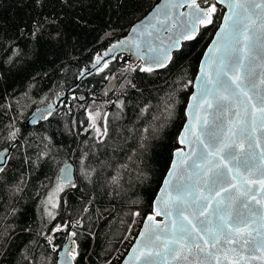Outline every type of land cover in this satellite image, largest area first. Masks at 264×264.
<instances>
[{"label": "trees", "instance_id": "16d2710c", "mask_svg": "<svg viewBox=\"0 0 264 264\" xmlns=\"http://www.w3.org/2000/svg\"><path fill=\"white\" fill-rule=\"evenodd\" d=\"M157 2L0 0V151L13 146L0 172V264H56L65 231L50 235L55 252L45 235L64 220L76 233L75 264H105L134 214L151 212L223 7L216 5L214 23L182 43L166 67L142 72L136 62L133 71L119 55L36 126L26 127L25 120L76 83L84 66ZM120 69L106 95L105 85ZM93 103L107 114L106 136L97 138L89 126ZM67 162L75 166V187L58 179ZM54 193L55 207L47 202Z\"/></svg>", "mask_w": 264, "mask_h": 264}, {"label": "snow or ice", "instance_id": "6c2138e0", "mask_svg": "<svg viewBox=\"0 0 264 264\" xmlns=\"http://www.w3.org/2000/svg\"><path fill=\"white\" fill-rule=\"evenodd\" d=\"M219 3H223L228 8L229 14L224 16L225 23L221 24L216 33L217 39L212 42L216 51L220 53L213 61L217 67L214 70V76H209L204 72L202 62V74L196 78L200 82L198 93L192 98L198 99L197 107L202 103H207L208 108L214 107L213 124L210 129L206 120L198 122L199 131L201 135L207 137V141L202 140L200 135L196 134L195 128L190 125H185V132L191 128L193 142L196 144V147L192 148V155L205 160L207 155H215L218 152L220 159L228 163L220 167L216 160L210 161V170L211 167L217 170L212 172L209 180L197 179L195 185L171 184L168 179L165 180V185L170 188L168 191L170 199L164 201L161 196H157L153 205L154 215L146 218L144 229L137 238V244H140L141 240L146 241L137 257L140 264H157V257H162L164 264H167L169 260H174L178 264L180 262H186V264H251L252 261L264 264V231L251 228L254 222L252 217L258 216L264 221V167L256 163L255 153L245 151L243 148L240 152L236 151L239 142L225 135L224 125L220 119L224 113L231 111L233 98L237 95L235 90L248 95L245 88L257 89L254 79L255 68L252 67V62L259 59L261 66L264 67V0H203V5L206 6H202L200 0H165L164 6L156 9L147 27L155 29L156 32L161 30L169 32L167 44H164L163 40L156 47L144 43L146 51H141V44L137 43L135 44L136 55L147 65L139 68L142 72H151L154 68L166 67L173 58L172 52L179 51L182 42L195 40L201 27L214 23L213 17L217 12L216 5ZM182 7H186L187 11L180 12L179 9ZM152 20H155V24L151 22ZM168 21L172 23L169 25ZM157 24L160 28H156ZM132 32H137V27H133ZM146 34L151 37L153 32L146 31ZM124 44V40L113 44L104 55L107 56ZM212 51L213 48L210 47L209 52ZM205 55L207 56L208 53ZM101 59L102 57H98L93 67L100 64ZM245 60L248 61L247 71L242 75H230V73H238L240 69L245 68ZM108 63L110 61H104L99 70L103 71V67H107ZM129 68L136 70L131 65ZM83 75L84 72H81V76ZM259 83L264 85V75L261 76ZM256 96L260 102V109L264 112V91L256 92ZM207 97H211V102L207 100ZM121 105L122 102L117 104V107ZM191 107L192 105L189 104V108ZM105 117L100 118L105 119ZM40 118L46 117L41 114ZM89 126L95 127L92 124ZM96 130L98 133L101 131L99 128ZM147 131L148 129H145V132ZM246 131V124L239 129L241 140L246 138L244 135ZM185 132H182L179 137L180 144L185 143L187 138ZM107 133L108 128L105 124L103 135L106 136ZM236 136L237 133L234 132L233 137ZM200 145H204V151L200 150ZM189 146L191 147V143ZM251 147L249 143V149ZM257 147H259V142H257ZM179 152L180 149H177L174 155ZM3 158V153H0V160ZM259 159L264 160V150L261 151ZM192 167H198L196 161H193ZM175 168L176 162L173 160L172 169L169 170L170 177L174 175L173 169ZM3 171L4 169L0 167V172ZM229 173H233L231 179ZM86 174L89 177L91 175V173ZM58 179L61 184H70L75 187L72 183L70 167L62 168ZM187 179L191 181L192 177L189 176ZM113 180L115 182V178ZM257 183H259V189L254 190L253 187L248 186ZM194 187L196 191L202 187L207 195L202 193L195 195ZM60 190L63 191V188ZM165 191L166 189H161L162 193ZM221 191H224L225 195L213 203L214 197L219 196ZM257 192L261 193L259 199ZM251 201H255V204L260 207L251 206ZM174 213L177 219L172 220L170 226L165 225L161 228L160 222L155 221V216L169 217ZM134 215L138 216L139 213ZM201 216L204 219H199ZM180 217L183 219H179ZM149 221H153V227H149ZM260 227L264 228V224ZM61 230V225H57L53 232ZM75 235V232L70 234V236ZM46 239L49 245H52L53 237L47 236ZM156 241H161V244L157 245ZM71 244L75 245L76 241L71 240ZM161 247L164 249L163 253L159 250ZM135 250L136 246L133 247V251ZM52 251H56L54 245ZM77 255L76 248L68 245H65L61 252L64 264H72ZM125 264H128L127 260Z\"/></svg>", "mask_w": 264, "mask_h": 264}, {"label": "water", "instance_id": "95a60500", "mask_svg": "<svg viewBox=\"0 0 264 264\" xmlns=\"http://www.w3.org/2000/svg\"><path fill=\"white\" fill-rule=\"evenodd\" d=\"M202 1L203 0H200V2H202ZM164 4H165V0H158V2L141 19H139L137 22H135L134 24L131 25V27L129 28V30L126 32V34L124 36L115 40L105 50H103L102 52H99L92 62H90L84 66V68L82 70V72H84V75L81 76V73H80L78 75L76 83H74L73 85L68 87L66 89V91L62 95L58 96L54 101H49V102L37 107L35 110H33L29 114L27 119L25 120V126L26 127L36 126L39 122H41L45 119V118H40L41 114H43L45 117H47V116L51 115L52 113H54L55 111H57L60 108V106L66 101L67 96L71 92L74 91V89L79 84V82L84 80L85 78L89 77L90 75H92L96 71H98L103 66L104 61H110V63H112L116 59L117 56L126 55L128 58L126 60L127 64L130 65V64H134L136 62H140L143 67L147 66L144 60H141L137 57L135 44H137V43L141 44V51H146V49L143 46L144 43L150 44L152 47H156L157 45H160L161 41L163 40L164 44H167V37H168V35H170L169 32H165L163 30H161L160 32H156L155 29H153L151 27H147L149 25L150 18L155 14L156 9L158 7L162 8L164 6ZM201 4H202V6H206V5H203V3H201ZM217 5H220L221 7H223L224 12L222 14V17H221V20H220V23H219L217 29L215 30L210 42L206 46V48H205V50L201 56V59L199 61L197 73H196V76H195V78L193 80V84H192V91L188 97V101H187L186 108H185V121H184L183 126L180 129L178 136H177L178 147L176 149H174V151H173L172 159H171L169 168H168V170H167V172H166V174L162 180V183H161L159 189L157 190L156 195L153 199L151 212L145 216L143 223H142V226H141V229H140L136 239L132 243V246L130 247L127 254L124 256V258L122 259L120 264H125L126 260H127L128 264H140L137 257L139 256L140 249L142 247H144L146 241L141 240L140 244H137V238L140 236L141 230L144 229V222H145L146 218L149 215H154L153 205L157 199V196H161L164 201H167L170 199V197L168 195V191H170V188L168 185H165L166 179H168L171 184L190 183V184L195 185V182L197 179L202 180V181L203 180H209L212 176V172L217 170L215 167H211V170H210V163H209L210 161L216 160L217 165H219L220 167H223L224 164L228 163V161L220 159V154L218 152L215 155H207V158L205 160H200L197 158V156L192 155V148L196 147V144L193 142L194 137L192 136L191 128L189 131L185 132V125H190L191 127L195 128L196 134L200 135V138L202 140L207 141V137L204 135H201V133L199 131V127L197 126L198 122H203L206 120L208 122L207 126L210 129H211V126L213 124L214 107L208 108L207 103H202V104H200L199 107H197L198 99H192V98L194 95H197V93H198V85L200 84V82L197 81L196 78H197V76H200L202 74L201 73L202 62L204 63V72L207 73L209 76H214V70L217 67V64L213 63V61L215 60V58L220 53L218 51H216L212 42L214 39H217L216 33L220 29L221 24L225 23L224 16L226 14H229L228 8L223 3H219ZM179 11L180 12H186L187 8L182 7L179 9ZM151 22L153 24H155V20H152ZM168 23L170 25L172 23V21H168ZM133 27H137V32H135V33L132 32ZM156 28H160V25L157 24ZM146 31H152L153 35L151 37L148 36L146 34ZM142 32L145 34L142 35L141 34ZM121 40L125 41L124 45H121L119 48L113 50V52L109 53L107 56L104 55V53L107 52V50L113 44H117ZM184 42H182V43H184ZM210 47L213 48L212 52H209ZM174 52H176V51L174 50L172 52V55ZM205 53H208V55L206 56ZM98 57H102L100 64L96 65V67H93V65L95 64V61ZM169 63H170V61L167 63V65ZM247 67H248V61L245 60V68L240 69V71L238 73H230V75H232V76L242 75L247 71ZM252 67L255 68L254 79L257 83V89L252 90V89L245 88L244 90L248 92V95H243V93L240 92V90L234 89L237 92V95L233 98L231 111L224 113V115L220 119L224 125L225 135L229 138H235L238 140L239 146L236 148V151L240 152L241 148H243L245 151H250L252 153H255V155L257 157L256 163L259 164L260 166L264 167V160L259 159V155H260L261 151L264 150V112L261 111L260 102L256 96V92L264 91V85H261L259 83L261 76L264 75V67L261 66L259 59L252 62ZM154 69H161V68H154ZM123 70L124 69H120V70L116 71L114 73L113 78L107 82V84L105 85L106 95L110 94L113 91L115 84L117 83L118 76ZM225 79H227V77ZM229 84H231V81H229ZM209 87H211V85H209ZM207 100L209 102H211V97H207ZM189 104L192 105L191 108H189ZM92 107L97 108V107H99V105L93 104ZM236 113H239V115H236ZM245 124L247 125V131L244 134L246 138L241 140L240 136H239V129L244 127ZM182 132H185V135L187 137L184 144H180L178 142L179 137H180ZM234 132L237 133L236 137H233ZM257 142H259V147H257ZM190 143H191V147L189 146ZM249 143H251V145H252V147L250 149H249ZM12 148H13V146L0 151V153H3V155H4V158L2 160H0V167L4 168L6 166L8 160H9ZM177 149H180V152H179V154L174 155V153H176ZM200 150L201 151L205 150L204 145H200ZM173 160H175V162H176V168L173 169L174 175L170 177L169 176V170L172 169ZM193 161H196L198 167H196V168L192 167ZM65 167L71 168V176H72V182H73L75 180V166H74V164L71 162H67L61 167V169L65 168ZM225 171H227V169H225ZM196 174H198V175H196ZM232 174L233 173H229L230 179H231ZM60 175H61V171H60ZM60 175H59V177H60ZM189 176L192 177L191 181H189L187 179ZM64 185H67V184H64ZM248 186L253 187L254 190L259 189V187H260L259 183H257L256 185H248ZM162 188L166 189V191L163 193L161 192ZM229 191H232V189H229ZM193 192L195 195H200L201 193L204 195H207V192L204 191V189L202 187L199 189V191H196V189L194 187ZM224 195H225V192L221 191L219 196L214 197L213 203L215 202V200L220 199ZM256 195H257L258 199L261 197L260 192H257ZM172 198L173 199L175 198L174 194H173ZM188 199L190 200V197ZM250 204H251V206H254L256 208L260 207L259 205L255 204V201H251ZM209 211H211V209H209ZM244 211H246V210H244ZM174 219H177L175 213L169 217H165L163 215L155 216V221L160 222L159 226L161 228H163L165 225L170 226L171 221ZM179 219L182 220L183 217H180ZM199 219H204V217L201 216V217H199ZM251 219L254 221L251 224L252 229H259L261 231H264V228L260 227L261 224H264V221H262L258 216L252 217ZM148 223H149V227L154 226L153 221H149ZM73 232H74V230L72 228H68L66 230L63 242L61 243L60 248L57 251L56 264H64V258L61 256V252L63 251L65 245H68L70 247H75L76 251H77L76 237L70 236V234ZM71 240H75L76 244L72 245ZM156 244L160 245L161 241H156ZM134 246H136L135 251H133ZM159 250L162 253L164 251V249L162 247ZM193 251L195 252V249H193ZM68 259H71V258L68 257ZM191 259L192 258L190 257V260ZM156 261H157V264H164L162 257H157ZM72 264H75V262L72 261ZM167 264H178V262H176L174 260H169L167 262ZM180 264H186V262H180ZM251 264H260V262L259 261H252Z\"/></svg>", "mask_w": 264, "mask_h": 264}, {"label": "built area", "instance_id": "2783aa9c", "mask_svg": "<svg viewBox=\"0 0 264 264\" xmlns=\"http://www.w3.org/2000/svg\"><path fill=\"white\" fill-rule=\"evenodd\" d=\"M143 221V217L140 215H136L125 238L122 243L118 247L117 251L113 255V257L105 264H119L121 259L124 257L128 249L130 248L132 242L136 238L138 232L140 231L141 224Z\"/></svg>", "mask_w": 264, "mask_h": 264}, {"label": "rangeland", "instance_id": "374dc122", "mask_svg": "<svg viewBox=\"0 0 264 264\" xmlns=\"http://www.w3.org/2000/svg\"><path fill=\"white\" fill-rule=\"evenodd\" d=\"M93 104H98L100 107L93 108L92 107ZM93 104L89 107L88 117L90 119L91 116L90 122L92 125H95V127H93V130L95 132L96 137L98 138L103 135V127L105 126V122H106V117H105L106 113L103 108V104L100 103H93ZM100 117H105V119H101ZM97 128L101 130L99 133L96 130ZM56 198H57V193H54L47 199V202L53 205L56 202L55 200Z\"/></svg>", "mask_w": 264, "mask_h": 264}]
</instances>
